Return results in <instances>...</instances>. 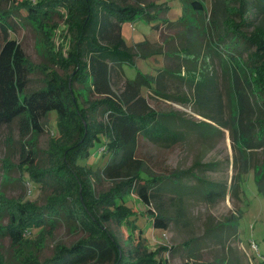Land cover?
Masks as SVG:
<instances>
[{"label":"trees","instance_id":"trees-1","mask_svg":"<svg viewBox=\"0 0 264 264\" xmlns=\"http://www.w3.org/2000/svg\"><path fill=\"white\" fill-rule=\"evenodd\" d=\"M1 1L11 3L12 6L6 11H0V125L17 120L20 136L22 140H26L45 130L44 119L55 110L61 132L66 121L82 131L77 142L57 146L53 156L56 160L54 167L41 169L37 173L33 169L37 165V153L33 145L29 147L27 142L24 144L21 141V163L32 168L29 173L31 179L38 183L46 182V177L53 178L49 185L54 186V192L47 203L41 206L29 200L21 202L0 198V214L7 212L10 218L2 231L13 239L22 241L35 228L42 229L49 223L50 228L56 226L54 217L66 214L77 225L90 231L87 238L70 246L57 247L55 254L44 262L26 260L22 264H168L167 260L146 252L145 243L141 239L125 250L119 240L102 225L103 222L109 223L116 219L132 223L137 229V214L125 197V193L129 191L135 192L147 206L153 226L162 229L169 228L172 220L180 221L185 217L186 197L201 195L205 200L215 202L228 194L227 182L207 179L195 171L215 170L218 162L197 160L187 170L176 171L168 176L172 186L167 187L165 178L151 175L145 160L137 157L141 137L171 147L183 140V125L186 127L189 124L193 126L192 130L201 132L204 128L212 127L211 122L185 119L177 111L162 112L151 105L142 92L143 86L159 96L173 98L158 91V86L166 90L171 85L174 74L168 69L163 68L157 75L138 72L135 78H128L125 74L124 64H135L137 58H146L160 50L149 48L147 40L129 46L122 34L123 22L141 17L155 21L159 7L153 2L144 4L132 0H40L37 3L29 0H0V10ZM182 1L184 13L177 21L179 23H185L188 19L189 4L201 14L208 10L202 0ZM59 5L67 8V21L70 33L74 36V46L69 58L62 59L61 62L67 67L72 63L74 71L66 79L54 76L44 87L25 93L30 65L21 43L11 37V32L16 30L15 23L11 20L12 13L15 9L25 8L28 11L27 17L33 20L47 17ZM253 11L255 15L264 14V0H214L211 9L212 27H219L218 19L223 22L220 27L223 32L218 35L217 45L222 46L219 52H224L230 69L238 113L231 118L222 117L223 107L217 85L205 73L204 78L197 80L194 85L197 93L195 101L198 108H201L199 113L210 121L231 129L234 143L249 151L264 150V24L253 23L249 16ZM251 26L253 29L248 32L246 29ZM87 77L91 81L92 93L100 97L91 101L88 107L73 87L75 81L80 82ZM120 81L121 88L117 91L115 85ZM202 91L205 92L202 94ZM180 100L191 101L186 98ZM96 113L106 117L105 125L98 122ZM108 126L111 130H108ZM103 133L109 135V140L105 143V148L111 153L107 164L95 170L79 164V160L89 155L91 147ZM254 168L259 190L264 193V161ZM245 170L243 173L248 172ZM89 173L99 178L106 176L120 180V184L116 181L110 192L99 197L103 203L93 198L90 200L92 185ZM184 175L198 179V185L186 186L182 180ZM70 179L72 186L69 184ZM237 184L241 185L240 180L231 187L235 188ZM167 188L174 192L169 197V205L175 208V217L169 213L168 205L163 199ZM81 190L84 200L81 198ZM119 191L125 193L120 194ZM106 202V208L100 211L99 208L104 207ZM76 203L81 207L78 213L73 212ZM239 217L234 215L218 227L237 228ZM139 230L143 232L142 228ZM167 249L173 251L176 248L171 246ZM185 264L214 263L187 261Z\"/></svg>","mask_w":264,"mask_h":264},{"label":"rangeland","instance_id":"rangeland-1","mask_svg":"<svg viewBox=\"0 0 264 264\" xmlns=\"http://www.w3.org/2000/svg\"><path fill=\"white\" fill-rule=\"evenodd\" d=\"M132 1L144 4L153 2L160 11L155 21L143 17L125 20L122 24L125 41L129 46H135L147 40L149 48L160 52L146 58L139 57L135 64H124L126 76L135 78L138 72L157 75L163 68L168 69L174 74L171 85L166 90L158 86V91L173 98H164L143 86L142 92L148 97L151 105L162 112L177 111L185 119L205 120L212 123V127L204 128L202 132L192 130L193 126L189 124L186 127L183 125L185 130L183 140L171 147L141 137L137 157L145 160L151 175L163 176L166 184L168 183L167 187L172 186L171 179H167L168 176L176 171L187 170L197 160L218 162L215 170L203 172L200 171L201 169H195V171L207 179L227 182L229 190L225 198L215 202H209L201 195L186 197L185 217L180 221L172 220L167 229L153 226L147 206L140 201L135 192L119 191L120 194L125 193V197L129 199L128 204L132 205L136 212L138 227L136 229L132 223L116 219L109 223L103 222L102 225L119 240L125 250L141 239L145 243L146 252L167 260L168 264H185L187 261L214 264H264V193L259 190L254 168L255 165L260 166L263 163L264 150L249 151L240 148L234 143L231 129L202 116L198 111L201 108H198L195 101L197 93L194 85L197 80L204 78L205 73L217 85L223 107L222 117L231 118L238 113L230 69L224 52H219L222 46L217 45L218 35L223 32L220 29L223 22L218 19L219 27L216 28L212 27L210 21L214 0H202L208 9L203 14L196 12L189 4L188 19L185 23L177 22L184 13L182 0ZM10 6L11 3L1 1L0 11H6ZM254 12L249 14L253 23L264 24V14L255 15ZM27 15L28 11L20 8L15 9L11 17L16 26L15 32H11V37L21 43L29 59V83L25 93L44 87L54 76L62 80L66 79L74 71L72 63L67 67L61 62L62 59L69 58L74 46V36L70 33L67 21L69 15L67 8L59 5L47 17L33 20ZM252 29L253 26L246 30L250 32ZM85 79L80 82L75 81L73 87L77 89L84 105L88 107L91 101L100 97L92 93L89 77ZM121 84L120 81L115 85L117 91L120 90ZM204 92L202 91V94ZM180 98L191 101L184 102ZM96 116L98 122L106 124V117L98 113ZM44 120L45 130L39 135H31L26 140H22L20 136L17 120L11 124L0 125V198H11L21 202L29 200L41 206L47 203L54 192V186L49 185L50 181L54 180L51 177H46L48 179L46 182H33L29 174L32 168L28 164L21 163V144L27 142L29 147L33 145L37 153L35 161L37 165L33 169L37 173L41 169L54 167L56 160L53 156L57 146H67L77 142L81 138L82 131L79 127H74L70 121H66L61 132L58 113L55 110L51 111ZM109 126L108 130H111ZM85 128H87L86 124ZM99 138L91 147L89 155L81 158L79 164L93 170L103 168L107 164L111 153L105 148V143L109 140V135L103 133ZM245 169L248 172L243 173ZM89 176L92 185L91 198H89L98 200L99 203H103L99 197L110 192L116 181L120 184L119 179L113 180L106 176L99 178L92 173H89ZM68 179L69 177L65 181L66 184ZM182 180L188 187H195L199 183L198 179L187 175H184ZM239 180L241 185L237 184V187L232 188L231 186ZM69 184L73 185L72 179ZM165 192L163 199L168 205L169 213L175 217V208L169 205V197L173 196L174 192L168 188ZM80 194L84 200L82 190ZM76 204L73 212L78 213L81 207H78L79 203ZM106 204L107 202L99 210L103 211ZM234 215L240 216L237 228L218 227ZM54 218L56 226L50 228L49 223L42 229L35 228L27 233L25 240L21 241L13 239L2 231L10 218L7 212L1 213L0 264H22L26 260L44 262L55 254L57 247L70 246L89 236L90 231L77 225L70 215ZM139 228L143 229L142 233L139 232ZM252 241L258 245V250L252 247ZM171 246L176 249L168 251L167 248Z\"/></svg>","mask_w":264,"mask_h":264},{"label":"built area","instance_id":"built-area-1","mask_svg":"<svg viewBox=\"0 0 264 264\" xmlns=\"http://www.w3.org/2000/svg\"><path fill=\"white\" fill-rule=\"evenodd\" d=\"M30 2H33V3H37L38 2V0H29ZM251 245H252V247L255 249V250H258V245L254 242V241H252L251 242Z\"/></svg>","mask_w":264,"mask_h":264}]
</instances>
